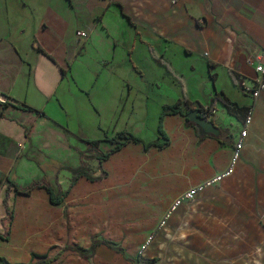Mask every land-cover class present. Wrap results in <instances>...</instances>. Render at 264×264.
Segmentation results:
<instances>
[{
  "label": "crops",
  "instance_id": "1",
  "mask_svg": "<svg viewBox=\"0 0 264 264\" xmlns=\"http://www.w3.org/2000/svg\"><path fill=\"white\" fill-rule=\"evenodd\" d=\"M258 56L264 61V0H0V173L6 179L0 233L7 237H0V257L29 264H138L140 246L174 198L227 167L244 110L252 107L235 172L201 192L197 203L179 207L169 221L172 238L156 233L144 261L264 264V91L255 102L251 95ZM198 68L209 74L201 86L205 97L190 78ZM221 76L238 96L219 83ZM181 88L196 108L215 95L233 102L229 109L218 100L211 109L221 136H200L185 114L169 113L162 121L168 144L146 149L164 141L160 116L181 99ZM100 97L119 101L108 109L114 128H93ZM95 129L112 139L94 136ZM119 132L142 142L128 141L112 153L103 161L105 174L75 182H98L95 204L71 208L64 197L54 205L45 188L27 195L10 185L26 187L47 176L66 192L56 178L72 183L76 174H45L37 154L44 155L40 162L56 158L76 170L85 159L101 163L98 156L121 140ZM79 135L101 140L99 146ZM95 238L126 254L100 246L85 257L66 248L88 249Z\"/></svg>",
  "mask_w": 264,
  "mask_h": 264
},
{
  "label": "trees",
  "instance_id": "2",
  "mask_svg": "<svg viewBox=\"0 0 264 264\" xmlns=\"http://www.w3.org/2000/svg\"><path fill=\"white\" fill-rule=\"evenodd\" d=\"M211 65L212 64L209 63V66H211ZM181 94H182V96H181V99L179 101L174 102V103L166 106L163 109V112L161 113L159 124H158V132H159L160 137H162L164 139V141L162 143H153V142L148 143L145 145L146 149L152 145H156L158 147H163L166 144H168L169 138L163 130V123H162L163 117L165 114L180 112V113L185 114L187 117V114L196 108V107L191 105V101L187 98V95L185 93L184 88H181ZM218 100L221 101L229 109L233 105V102H231L227 96L215 95L207 107H204V106L199 107V109L201 111V115L208 118L209 120L213 121V119L211 118V109L214 106V104L216 103V101H218ZM183 105L185 106V109H183V107H182ZM24 109H27L30 111L34 110V108L29 107V106L24 108ZM4 117H5V115L3 113H0V119L4 118ZM187 120L190 124L194 125L188 118H187ZM57 125H59V124L57 123ZM79 137L83 141H85L86 143L90 144L93 147L96 146L101 141V140L88 139L83 135H79ZM117 137L121 138V140L117 141L112 148H110L109 150L103 152L101 155L98 156V159L101 162L103 160L107 159L112 153H114L115 151L120 149L128 141L142 142L141 138L135 136L134 134H132L130 132H128V133L119 132L116 134L115 138H117ZM103 139L109 140L112 138L109 137L107 134H105ZM36 164L45 174L49 170L59 171L61 169H68L71 172H74L76 174V176H74L72 178V183H75L78 180V177L81 175H85L89 179H94L92 176H90L86 172L85 169H83V167H80V168L75 170L70 164H68L66 162H62L56 158H50L49 163L48 162H40L39 160H36ZM10 185L14 186L15 191L17 193H23V194H27V195L31 194L35 188H45L49 193L51 203L54 205H59V204L63 203L64 197L66 195V192L58 190V188L54 185L53 182L50 181V179L47 176H45V178H43V179H39V180L32 182L31 184L27 185L26 187L20 186L15 181H11ZM0 237L7 238L6 235L2 234V233H0ZM100 246H106L108 248L116 249L117 251H119L123 254H126V250L122 246H116L113 242H111L105 238H95L92 241L91 246L88 249L78 247V246H72V245L67 246L66 248L71 249L73 251H77L82 256L92 257L97 253L98 247H100ZM51 261H52V259L42 260V262H46V263H50ZM0 264H29V263H10L4 257H0Z\"/></svg>",
  "mask_w": 264,
  "mask_h": 264
},
{
  "label": "built area",
  "instance_id": "3",
  "mask_svg": "<svg viewBox=\"0 0 264 264\" xmlns=\"http://www.w3.org/2000/svg\"><path fill=\"white\" fill-rule=\"evenodd\" d=\"M78 36L87 38L89 37V33L85 31H79ZM256 59L257 62L254 63L257 76L255 79L254 87L251 89V95L253 97L254 102L255 100L259 99L261 93L264 91V61L262 60L261 56H258ZM250 62H253V60L250 59ZM244 115V128L241 129L236 141L234 142L227 167L222 171L214 174L213 176L205 179L204 181L185 190L174 198V200L170 203L166 211L161 215L157 224L156 232L149 235L145 243L140 246L138 251V264H145L144 258L147 255L148 248L153 242L156 233H163L167 239L172 238V233L170 232L169 228V221L179 207H181L185 203L194 204L197 200L198 195L203 192L206 188L219 186L226 177L232 175L235 172L236 167L241 159L243 149L245 147L246 138L248 136V126L252 122V107L245 109ZM187 226L188 224L184 223L180 228L184 229Z\"/></svg>",
  "mask_w": 264,
  "mask_h": 264
},
{
  "label": "rangeland",
  "instance_id": "4",
  "mask_svg": "<svg viewBox=\"0 0 264 264\" xmlns=\"http://www.w3.org/2000/svg\"><path fill=\"white\" fill-rule=\"evenodd\" d=\"M111 50L112 49L110 48L109 51H111ZM106 54L108 56H111V53H109V52H106ZM223 72H225V71H223ZM186 76L188 78L189 74H186ZM190 78L193 80V82L194 81L197 82L196 84H194L196 86L197 94L199 96H201V97H205L203 94H200V92H203L201 90V86H203V84L209 78V74H208L207 70L205 68H198L195 72L192 73ZM223 78L224 77H222V76L219 78V80H218L219 83L224 85V87H226L228 90L230 89V93H232V94L236 93V95L238 96L239 92L234 90V86L229 83V80L228 81L227 80L224 81ZM190 83H191V80H190ZM86 101H87V99H86ZM97 101H98V105L100 107V118H99L100 121H99V125H96L93 128H114L115 119L110 122L109 117H108V109H109L110 106L112 107L115 103L119 104V101H116L114 99L108 101V99L104 100L102 97H100V99L97 100ZM120 121L123 122L124 119L120 120ZM92 133H93L94 136H97V137H98V135L101 136V137L105 136V133L103 131H98L96 129ZM53 135H55V134H53ZM96 146H99V143ZM37 155H38L37 159L39 161H45L44 155H42V154H37ZM103 161L100 163V162H97V161H89V160L85 159V160H82L80 162V165L91 176H97L99 173L100 174H102V173L105 174L106 173V171L102 170V168H101L102 164H103ZM67 178H70V175H68ZM56 179H57L58 183L59 182L60 183H64L63 188L67 190L66 194L68 193L67 196H65V204H67L71 208L72 207L77 208L80 205H91V204H95L96 203V198L97 197L93 194V191L96 188H97L98 191L101 190L97 186V184H98L97 181L89 180V179L85 178L83 180H79L75 184V183H71V179L70 180H63V179H61L59 177H57ZM3 181L6 182V179L4 178V175L2 174V176L0 177V184ZM195 203H197V200H196ZM70 215L75 217V216H78L80 214L79 213H70Z\"/></svg>",
  "mask_w": 264,
  "mask_h": 264
},
{
  "label": "water",
  "instance_id": "5",
  "mask_svg": "<svg viewBox=\"0 0 264 264\" xmlns=\"http://www.w3.org/2000/svg\"><path fill=\"white\" fill-rule=\"evenodd\" d=\"M1 100L7 101L8 97L6 95H3ZM187 118L196 126L198 134L200 136L220 137L222 134L221 129L217 127L212 120H209L208 118L201 115V111L199 108H195L194 110L189 112L187 114Z\"/></svg>",
  "mask_w": 264,
  "mask_h": 264
}]
</instances>
